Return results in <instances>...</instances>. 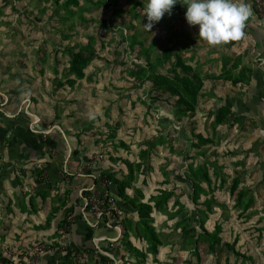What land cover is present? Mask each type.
Masks as SVG:
<instances>
[{"label": "rangeland", "instance_id": "374dc122", "mask_svg": "<svg viewBox=\"0 0 264 264\" xmlns=\"http://www.w3.org/2000/svg\"><path fill=\"white\" fill-rule=\"evenodd\" d=\"M87 1L0 0V78L15 114H0V234L60 236L70 215L69 233L89 227L81 209L108 195L125 264H264V111L240 108L264 96L243 62L264 39V0H246L244 37L220 46L197 39L184 0L150 32L142 0ZM73 53L89 58L83 70H71ZM201 227H218L221 246ZM42 243L53 248L10 242L4 258Z\"/></svg>", "mask_w": 264, "mask_h": 264}, {"label": "crops", "instance_id": "0c3cea01", "mask_svg": "<svg viewBox=\"0 0 264 264\" xmlns=\"http://www.w3.org/2000/svg\"><path fill=\"white\" fill-rule=\"evenodd\" d=\"M262 36L259 38H255L249 43L248 47L246 48L247 57L243 61L244 64L251 66L253 68L252 80L259 82V87H262L264 84V39H261ZM255 65V67L253 66ZM260 90H255L253 95H247L250 97L247 104L240 105V108L244 109V107H250L251 109L257 110L261 112L264 111V96L262 95L261 88ZM4 92V91H3ZM2 92V78H0V105L2 102H5L4 105L0 106V114L9 118L8 122L12 123L14 121L15 114L7 113L6 110H9L10 107L13 106V103L10 104L9 97ZM10 111V110H9ZM14 112V110H11ZM245 112V111H243ZM5 121V120H4ZM1 122V121H0ZM2 123V122H1ZM7 137L4 132L1 131L0 133V147L1 150L3 149L4 141H7ZM6 139V140H5ZM21 141V140H20ZM15 152L13 151V155L10 157V161L13 162L20 158V150H21V143L18 145L14 142ZM38 153V152H36ZM10 156V155H9ZM1 160H7L4 157V152L0 154ZM4 192L9 195V193H13L14 189L11 187L10 182H3ZM12 201V200H11ZM15 206V202L9 204V208L7 209L9 212V220H13V222H18L20 215L15 214L13 211V207ZM8 207V206H6ZM16 208V207H15ZM12 211V212H10ZM77 211V210H76ZM13 214V217L11 214ZM24 214L23 212L21 215ZM42 212L39 211L36 214H31L28 216V219L34 222L36 219L43 218ZM7 219L3 218L5 222ZM23 220V218H22ZM73 227V226H72ZM62 230V228H60ZM67 236V239L71 243L70 247L77 252H86L89 255L87 264H125V261L128 260L129 254L126 252L124 246L119 247V241L114 247H110L108 240L118 238L117 231L114 229H107L101 223L95 224L94 227H87L85 223H78ZM25 241L27 246L34 245L37 242H45L51 243L53 245L51 250L44 252L38 258V264H65L69 262V250H63L58 247V243L63 241V237L59 234L53 235L51 233H41V234H34L33 231L23 234L21 238L19 235L15 234H0V263L1 264H24L25 261L21 258L20 262L16 260H7L5 259V249L11 246L10 242L16 241ZM121 241V240H120ZM95 242H98V245L95 246ZM12 254V253H11Z\"/></svg>", "mask_w": 264, "mask_h": 264}, {"label": "clouds", "instance_id": "9594fccd", "mask_svg": "<svg viewBox=\"0 0 264 264\" xmlns=\"http://www.w3.org/2000/svg\"><path fill=\"white\" fill-rule=\"evenodd\" d=\"M142 12L150 32L165 14L171 15L176 0H142ZM189 27L198 26L197 39L210 46L227 45L244 37L246 22L252 11L246 0H184Z\"/></svg>", "mask_w": 264, "mask_h": 264}, {"label": "built area", "instance_id": "2783aa9c", "mask_svg": "<svg viewBox=\"0 0 264 264\" xmlns=\"http://www.w3.org/2000/svg\"><path fill=\"white\" fill-rule=\"evenodd\" d=\"M4 104L5 102H2V105ZM85 206H88V209L82 208L80 213L84 216L83 220L87 223L88 226L94 227L95 224L101 223L104 228L114 229L117 231L118 238L108 240L110 247H114L118 243V241L122 240V233H120V230H118L117 226H114L113 220V218H115V215L120 216L122 214V210L116 205L115 200L112 197H109L108 195H106L105 197L97 196L92 200H88ZM66 219V224L64 226L67 225L70 229V226L72 227L73 225V216L70 215ZM105 219L108 220L105 221ZM69 229L62 228L60 235L63 237V241L58 243V247L60 249L70 251L69 262L65 264H87L89 255L86 252H77L70 247L71 243L67 239ZM94 244L95 246H97L98 242H95ZM49 250H51L49 244L42 243L33 246L25 252L20 251L15 254L7 253L6 255L10 258V260H14L18 255H21L24 258V264H38L39 256Z\"/></svg>", "mask_w": 264, "mask_h": 264}, {"label": "trees", "instance_id": "16d2710c", "mask_svg": "<svg viewBox=\"0 0 264 264\" xmlns=\"http://www.w3.org/2000/svg\"><path fill=\"white\" fill-rule=\"evenodd\" d=\"M78 2H79V0H65V5L67 7L73 6V5H77ZM87 2H91V0L87 1ZM176 3L177 4L174 5V8L179 9L181 7V4L178 1H176ZM88 61H89V58L84 57V55H82L80 53H73L71 55V59H70L71 70L72 71H78V69L83 70L85 68L86 64L88 63ZM117 193L119 194V197L126 199L123 188H120L117 186ZM193 201L195 202L194 198H193ZM130 205L133 209H135V211L136 210H138L139 212L143 211L144 206L141 204L138 206H135L134 203L131 201ZM215 228L216 229L213 233L208 232L203 227L200 228V231L202 232L201 234L203 236V239H205L209 243V245L211 246V249H213V250H214L215 246H221L220 245V238L218 237L219 236L218 234L220 233V231H219L218 227H215ZM151 234H152V232H151ZM152 242L154 243L153 239H152ZM224 245L227 247H230V249L233 251L232 246H229L228 244H224Z\"/></svg>", "mask_w": 264, "mask_h": 264}]
</instances>
